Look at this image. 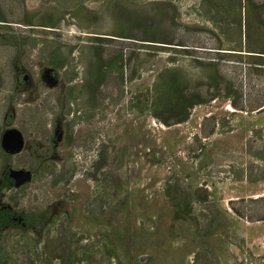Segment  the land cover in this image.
I'll return each instance as SVG.
<instances>
[{"label":"rangeland","instance_id":"1","mask_svg":"<svg viewBox=\"0 0 264 264\" xmlns=\"http://www.w3.org/2000/svg\"><path fill=\"white\" fill-rule=\"evenodd\" d=\"M0 6L9 20L0 22V264H33L35 243L42 253L57 234L48 225L63 213L95 244L94 258L81 264H264V73L250 75L238 57L264 45V0ZM49 19L59 22L43 26ZM145 34L184 45L143 48ZM94 36L105 37L104 60L124 57V79L110 70L96 109L86 91H71L81 94L69 105V86L88 77L96 58ZM53 51L67 59L64 69L50 65ZM198 61H217L243 87L245 104L262 110H237L223 98L196 106L184 123L158 121L149 104L160 72L180 68L194 87L206 78ZM72 118L67 147L57 132ZM29 159L74 172L69 182L33 177ZM104 234L118 260L104 252Z\"/></svg>","mask_w":264,"mask_h":264},{"label":"trees","instance_id":"2","mask_svg":"<svg viewBox=\"0 0 264 264\" xmlns=\"http://www.w3.org/2000/svg\"><path fill=\"white\" fill-rule=\"evenodd\" d=\"M7 19L4 10L0 6V22L5 23L2 25H7L6 23H9ZM58 22L59 19L56 22H52L51 19L44 20L43 26L53 28ZM26 23L32 27L36 25L32 19H28ZM119 34H122V32H119ZM94 37H96L94 38L96 58L90 64L88 77L80 84L69 86V105L72 104L76 98H79L81 94L80 93L78 97H73L71 91L74 92L79 90L82 93L86 91L89 94V98L93 101V108L96 109L101 90L107 81L110 70L117 68V71L122 74V78L124 79V68L127 66L124 57L121 55L119 60L115 62L104 60L105 37ZM123 37L131 38L130 36ZM248 39L250 42V37ZM141 40L144 42L143 48L158 46L157 48L159 49L169 50L170 48H174V46L183 47L184 45L182 43H174L175 41L173 39L164 37L162 34H145ZM248 49L249 50H240L247 51L246 54H238L241 55L238 56L241 58V64L246 65L250 75L255 72L260 76L264 73V45H260L259 47L249 46ZM184 53L190 54V51L186 49ZM50 58V65L57 69L62 70L67 65V59L62 56L60 57L57 51L51 52ZM198 62L202 65L206 73V78L200 80L194 87L191 86V80L180 68L168 67L160 72L158 79L154 83V95L149 104L151 115L158 121L168 127L184 123L189 120L192 110L196 106L208 104L213 100L223 98L229 100L230 104L237 110L246 112L262 110H260L262 105L245 104L244 99L247 94L243 87L241 85L237 86L233 80L229 81L225 75L220 74L217 61ZM133 77L134 76H131L130 79ZM72 81L73 79H70L69 83ZM201 86L205 87V92L200 90ZM251 93L252 92L248 95L249 97L252 96ZM74 124L75 120H69L65 123V136L68 146L72 145L74 141ZM30 161L31 160H28L27 163H30ZM35 168L33 177H37L40 174H50L56 182H61L63 180L69 182L74 172V170L71 172V170L67 169L64 165L57 170L56 165L49 161L44 162L40 167L35 166ZM19 190L20 188L17 191ZM10 199L12 203L17 206L18 202L15 200L16 198L13 193L10 194ZM176 217L182 218L183 216L181 213L177 212ZM48 229L57 230V234L47 238L43 247L45 250L42 253L38 250V243H35L34 253H36L37 260L33 264H54L55 260H59L60 264H81L82 262H89L94 258L96 253L95 244L93 242L85 243L84 235L72 231L69 225V217L65 213L61 214V216L54 217L48 225ZM105 235L106 244L103 247L104 252L110 258L118 260L119 255L116 247L109 236H107V234H104V236ZM41 254H48V257H44L42 260ZM201 254H203L202 251L195 253L197 262L200 261ZM38 260L39 262H37Z\"/></svg>","mask_w":264,"mask_h":264},{"label":"flooded vegetation","instance_id":"3","mask_svg":"<svg viewBox=\"0 0 264 264\" xmlns=\"http://www.w3.org/2000/svg\"><path fill=\"white\" fill-rule=\"evenodd\" d=\"M68 97H69V95H68ZM69 120H75V122L77 121L76 119H74V118H72V119H69ZM69 120H65V122H64V124H63V134L61 135V131H58L57 132V135H58V133H60V136L58 135V137L60 138V140L62 139V141L64 142V145L65 146H67V147H72L73 146V144H74V141H73V143H72V145H70V146H68L67 145V138H66V136H65V134H66V131H65V123L67 122V121H69ZM75 125V124H74ZM56 135V136H57ZM73 138H74V126H73ZM29 160H31L30 162L31 163H29V165L30 164H35L34 162H33V160L32 159H29ZM46 161H49L48 159H45L42 163H40V164H35V166H38V167H40L44 162H46ZM34 173H35V171H34ZM21 186H23V185H21ZM20 186V187H21ZM19 189V188H18ZM17 189V190H18ZM9 200L11 201V203H12V200L10 199V194H9ZM12 205H14L13 203H12Z\"/></svg>","mask_w":264,"mask_h":264}]
</instances>
